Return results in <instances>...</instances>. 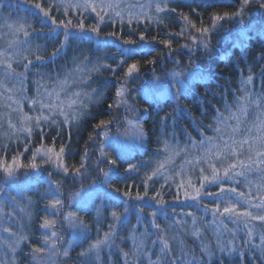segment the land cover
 I'll use <instances>...</instances> for the list:
<instances>
[{
    "label": "rangeland",
    "instance_id": "rangeland-1",
    "mask_svg": "<svg viewBox=\"0 0 264 264\" xmlns=\"http://www.w3.org/2000/svg\"><path fill=\"white\" fill-rule=\"evenodd\" d=\"M21 1L19 9L27 5L24 4V0ZM174 1L176 0H159L164 11L157 12L155 9L157 0H154L151 8L145 7L143 10L136 8L133 10L134 16L129 17L125 5L147 4L148 0H117L121 5L119 9L121 16L118 17L109 10L110 16H105L104 21L129 23L131 19V23L146 21L158 24L167 15V11ZM49 2L55 3L64 10V4L68 0H49ZM70 2L76 3L77 0H70ZM68 11L95 19L98 27L102 23L90 10L69 8ZM137 12L142 14L137 17L135 16ZM8 24H12L13 29H9ZM19 25H23L29 32L28 36H25L23 31H15ZM85 27L91 28L90 25ZM31 28L32 18L27 16L24 11L19 12L15 4H6L0 9V51L6 52L8 62L15 69V74L5 78V68L0 65V79H3L8 89H11V91H6L4 87H0V94H2L0 95V125H2L0 126V149L3 151L0 152V156L7 157L9 162L13 156H17L19 163L27 166L18 168L16 175L11 178L0 171V189L4 190L0 192V209H2L0 210V264H36L32 259L33 249H35L32 245L34 236L32 222L37 213L43 218L39 232L41 233L40 247L45 249L40 254L42 256L40 264H67L72 257L74 259L81 258L85 260L86 264H100L103 256L110 257L113 254L117 255L120 263L123 262V264H149L150 261L155 264H164L170 252L168 251L166 256L161 253L162 240L168 241L169 248H179L176 253L172 249L171 252L174 253L173 257L181 261L180 264H253L256 263L254 260L264 264V241L261 240V237L264 236V222L243 215L245 212H252L254 216L264 215V208L254 207L261 203V198H264V171L260 170L264 169V165H259V168L252 166L251 171L237 167L229 173L228 177H225L224 169L227 167L228 161L223 159L218 161L214 156H205L199 146V141L205 137H215V132L208 136H202L198 140L190 139L187 136H185L186 138L168 137L166 141L170 146L186 147L187 153L182 152L175 157V163L166 165L167 170H162V174L152 176V172L157 166L156 161L163 160L166 155L163 146L149 166V173H145L141 180L143 184L141 191L136 188L135 192H132L133 183H130L127 190L113 185L112 178L116 168L114 164L108 172L104 173L103 179L92 186L75 192L69 190L71 193L66 197L61 191L59 192L58 183L53 179V173L65 174L68 172L63 170L64 167H67L65 153L63 152L58 160L55 155L60 151L58 147L30 146L29 141L32 139V134L41 131L45 125L53 127L61 125L68 128L70 124H76L92 104L84 109V115L69 124L62 123L63 117L57 116L58 124L41 122L40 128L33 125L31 136L19 132L13 134V130L8 127V119L10 117L12 122L20 127L24 114L33 117L38 115L37 111L32 110L34 106L29 103L32 98H37V81L51 88L53 80L58 77L63 79L76 67V64L73 63L74 58L77 64L83 61L81 67L86 66L88 70L95 67L99 71L108 67L109 60L103 58L101 53L90 57H87L89 55L84 56L83 51L76 44L75 48L70 49V55L64 56L67 57L66 60L59 62L58 65L55 59L58 53L65 54L70 43V35L78 43L80 30L65 29L58 24L57 30L54 31V37L63 36L67 31L68 38H64L61 47L56 46L58 52L50 56L48 51L49 48H54V43L50 46L43 41L40 42L41 39L38 40V36L32 35ZM96 35L97 33L87 29V37L92 40L93 47L98 52L104 49V44L114 40L113 36L101 39ZM41 36L52 37V33L46 36L41 34ZM9 42H13V47L9 48ZM119 49L121 61L124 60L123 56L133 52L125 45H119ZM36 56H40L41 59L37 60ZM84 57L87 59L85 60ZM28 61H32V63L25 69L24 65ZM48 63L52 64L51 67L54 66L53 70L45 69V65ZM99 71H91L90 75H87V72H77L70 76L67 86L68 93L86 92L92 94L96 101L97 93L93 92L96 87L91 85L90 78L91 75ZM206 77L207 74L202 71L182 72L174 69L170 74V81L167 82L161 77H157L151 84L143 87L141 93L145 98L158 101L175 96L177 90L186 92L193 88L198 80ZM169 88L170 91H168ZM252 88L250 86V89ZM123 89L125 94V87ZM40 91L43 93L44 89L41 88ZM247 93L251 94L248 99L261 98L262 104H264V96L260 93ZM8 96L20 101V104L8 100ZM64 97L65 93L61 92V100ZM82 99L87 100L83 96ZM56 102L59 103V101ZM9 104L11 107L7 106ZM124 104L127 105L128 102L126 101ZM232 110L235 111V105H232ZM248 111L250 115L246 122L240 125L241 134L235 137L237 140H240L245 134L246 127H251L250 121L257 109L255 105H250ZM44 114L48 115L47 111ZM148 115L149 111L145 109L143 117ZM227 115L226 111L225 116ZM228 123L235 124V121L230 120ZM127 125L129 130L125 133L121 131L115 135L106 134L104 147L120 157L144 149L142 144L146 135L143 124L129 118ZM224 140H228L227 135L224 136ZM13 147L20 150L7 153ZM38 147L52 148L54 152L48 155H37L33 160V154ZM247 149L248 145H244L243 149H240L243 153L240 159H244L246 165L249 163L246 159L249 154ZM215 151L213 149V152ZM49 156H51L50 159ZM201 157L204 159L200 163H195V160H199ZM186 159L194 160V165L181 167ZM31 163L38 165L33 169V172L32 168L28 166ZM209 164H215L219 169L221 179L217 182L203 180V175L210 174ZM45 167L49 169L48 174H44L42 170ZM200 168L206 169L205 173L201 174ZM129 169L138 171L137 168L130 167ZM241 171H244L243 176L234 174ZM202 184L203 187H201ZM61 187L64 186L61 185ZM221 187L235 188L236 192L221 194ZM197 190H199V195H197ZM125 192L130 195H125ZM137 193L143 198L136 199ZM145 193L147 194L145 195ZM238 193H244V196H239ZM12 197H15V201L12 200ZM54 199H59L61 203L52 207ZM217 207L220 209L219 212L216 211ZM224 207H234V211L224 213ZM113 210L118 212L119 219L112 217ZM81 213H93V215L94 213H108L111 214V217L104 232L99 233L98 231L96 236L90 238ZM45 220L50 223L47 228L42 227ZM61 226L62 230L59 231ZM4 228H10L15 235L3 231ZM53 232L56 233L55 236L52 235ZM105 233H109L108 242L101 245L98 250H89L90 245L94 244L97 239L103 238ZM187 237L192 238L199 245L197 249L189 243ZM17 239L20 240V243L15 246L13 251L5 241L14 242ZM153 241L156 243L154 244ZM65 251H67V255H64ZM75 253H78L80 258ZM81 253H85V255H81ZM124 253H128V255L125 256Z\"/></svg>",
    "mask_w": 264,
    "mask_h": 264
},
{
    "label": "trees",
    "instance_id": "trees-1",
    "mask_svg": "<svg viewBox=\"0 0 264 264\" xmlns=\"http://www.w3.org/2000/svg\"><path fill=\"white\" fill-rule=\"evenodd\" d=\"M21 2V0H5V6L15 4L19 12L24 11L32 18V35L38 36L37 39H41L40 42L43 41L50 46L53 43L55 45L53 49L49 48L50 56L58 52L56 46L61 47L65 40V35L54 37V31L57 30L60 20L67 22L71 19L73 26L69 28L72 30H79L78 21L83 22L84 26L90 25L91 28L98 26L95 19L75 14L73 11H68V15L65 16L64 10L55 3L39 0L45 8H51L50 16L57 20V24H53L35 8L38 0H24V4L27 5L19 9ZM241 7H243L242 14L233 15L240 11ZM57 8L59 11L56 10ZM172 9L175 11L173 12ZM14 10L17 11L15 8ZM225 13L229 14L228 17L216 21L213 26L212 18L224 16ZM211 27L214 30H209L206 35L197 31V29ZM87 29L90 28L85 27V31H80L84 36V44L89 41ZM182 30H184L183 35H180ZM49 33H52V37L41 36V34L46 36ZM109 33L116 34L113 36L114 40L104 44L103 50L98 52L96 49L97 52H95L101 53L103 58L109 60L108 67L102 68L98 73L91 75V78L89 77L91 85L93 84L98 90L96 101L76 124H70L68 128L61 125L55 127L45 125L42 128L43 132L33 133L29 141L30 146L47 145L64 148L68 172L53 173V179L58 183L57 189L64 197L70 195V191H79L101 181L104 173L108 172L114 164L116 168L112 184L127 190L130 183H133L131 191L135 192L136 188L141 191L143 185L141 180L145 173H149L148 168L165 139L187 136L198 140L202 136L211 135L216 126L217 109L225 115V104L235 105V99L244 96V92H258L264 96V58H262L264 56V8H260L258 4L242 5V0H176L171 3L167 15L158 24L146 21L139 23L104 21L99 25V33L96 36L103 39L109 36ZM141 35L144 39L140 38ZM69 42L65 54L58 53L55 58L57 64L66 60L70 55V49L75 48L76 44L80 47L72 35ZM205 44L207 47L204 46ZM119 45L128 46L133 50L123 61L119 59L121 56ZM185 45L186 47H182ZM133 64L137 65L138 71L130 77L126 76L129 66ZM51 65L46 64L45 69L53 70L54 66L51 67ZM174 69L184 72L202 71L207 74V77L198 80L188 91L179 92V96L175 92V96L158 101L143 97L140 88L143 84L151 82L156 76L168 82L171 80L170 74ZM249 76L252 77L251 82H247ZM135 85L138 86L135 87ZM121 86L125 87L126 93L117 98L116 91ZM250 86L253 88L250 89ZM126 101L127 105L124 104ZM117 102H119L118 107L115 106ZM109 104L114 106L109 108ZM145 108L149 111L147 117H143ZM129 118L143 123L146 135L142 144L144 149L120 157L104 147L106 134L115 135L121 131L125 133L129 130L127 125ZM101 120L110 123H107L106 127H97ZM19 150L13 147L7 153ZM0 152L3 151L0 149ZM91 159L94 161L90 162ZM131 166H135L138 171L129 169ZM144 168L147 171L143 172ZM76 169H79V172H76ZM42 170L44 174L49 172L47 167ZM61 185L65 187V190ZM81 214L90 238L96 236L98 231L104 232L111 217L108 213ZM41 219L43 218L37 213L32 222L34 235L32 245L35 248L41 245L39 232ZM61 230L62 226L59 228V231ZM187 238L189 243L197 249L199 245L192 238ZM171 249L176 253L179 248L171 247L170 255L167 256L175 258L177 264H180L181 261L173 257L174 253ZM75 255L80 258L78 253ZM168 258L164 264H168ZM254 261L256 263L253 264H261L258 260ZM67 264L86 263L81 258L72 257ZM100 264H123V262L120 263L118 256L113 254L110 257L103 256Z\"/></svg>",
    "mask_w": 264,
    "mask_h": 264
},
{
    "label": "snow or ice",
    "instance_id": "snow-or-ice-1",
    "mask_svg": "<svg viewBox=\"0 0 264 264\" xmlns=\"http://www.w3.org/2000/svg\"><path fill=\"white\" fill-rule=\"evenodd\" d=\"M154 0H148L147 4H129L125 5V8L127 9L129 17L134 16V9L139 8L143 10L145 7L151 8L153 6ZM258 4L260 8H264V0H242V5H250V4ZM5 6V0H0V9H2ZM35 8L38 9L44 17L51 19V22L53 24H57V20L54 17L50 16L51 8H45L41 2L35 3ZM69 8H76V9H83L84 11L90 10L91 12L95 13L96 16L99 18L100 22H104L105 16H110V11L114 12L116 16H121V8L120 2H117V0H83V2H80V0H77L76 3H71L70 0L64 4V15H68V9ZM155 9L157 12L164 11V9L161 7V3L159 0L155 2ZM59 11V8L56 9ZM174 12L175 9H172ZM243 12V7H241V10L234 13L233 15H241ZM140 12L135 13V16H139ZM228 13H225L224 16H214L213 19V26H215V22L224 19L225 17H228ZM129 23H131V19L129 20ZM59 25H62L65 29H68L72 25V20L69 19L67 22L64 20L59 21ZM7 27L9 29H13L12 24H8ZM30 27V26H29ZM78 27L81 32L85 31V26L83 22L78 21ZM192 27H195V25H192ZM90 31L94 33H99V27H92L89 29ZM16 32L23 31L25 36L29 35V32L25 30L23 25H19L15 28ZM183 31L179 33L180 35H183ZM202 35H206L209 32L208 28H201L197 29ZM65 39L68 38V32L65 31L64 33ZM109 36H115V33H109ZM141 39H144V36L141 35ZM155 39V37H153ZM131 42V41H129ZM168 45L170 46V42H168ZM207 47V44L204 45ZM13 47V42H9V48ZM182 47H186L182 46ZM0 65H2L5 68L4 77L8 78L9 76L15 74V69L13 68V65L8 62V57L6 52L0 51ZM264 58V56H262ZM26 59V58H25ZM37 60H40V56H36ZM86 60L87 57H84ZM32 63V61H28L27 64L24 65L25 69L29 67V65ZM74 64H76V67L72 70L71 73L66 75L63 79H60L59 77L56 80L52 81V87L49 88L47 85L41 83L40 81H37V98H32L29 103L33 105V111H37L39 114L36 116H29L27 114L23 115V119L21 121L20 127H17L16 124H14L9 117L8 119V127L13 130V134L19 132V133H27L28 136H31L33 131V125L37 128H40L41 122H44L45 124L51 122L52 124H58V121L56 119L57 116H62L64 124H69L72 121L76 120L80 116L84 115V109L87 108L90 104L94 103V97L92 94L89 93H81V92H71L68 93L67 86L69 84V77L73 76L77 72H87L90 75L91 71H99L98 68H93L91 70H88L86 66L81 67L83 65V61H80V63H76V59L74 58L73 61ZM138 71L137 65L133 64L130 65L126 76H131L134 72ZM23 75V74H20ZM180 75V74H177ZM43 79V76L41 77V80ZM252 77H248L247 82H251ZM81 82L83 80L81 79ZM244 82V83H247ZM0 87H4L6 91H11V89H8L7 86L4 84L3 79H0ZM43 88L44 92L41 93L40 89ZM171 89L169 88L168 91ZM64 92L65 97L63 100L60 98V93ZM94 93L98 94V90L93 89ZM2 95V94H0ZM124 95V89L123 86L117 89L116 91V97L120 98ZM250 93H245L244 96H240L235 99V111L232 110L231 105L225 104V110L228 112V115L225 116L224 113L219 112L217 109L218 115L215 117L216 120V126L214 127V132L216 133L215 137H205L203 140L199 141V146L201 150L204 152L205 156H214L218 161L223 159L228 161L227 167L224 169V176L228 177L229 173L232 172L237 167L244 168L245 171H251L252 166H257L259 168V165H264V104H262L261 98L257 99H248L250 96ZM83 97H86L87 100L85 101L82 99ZM177 96H179V90H177ZM8 100L12 101L13 103L20 104V101L14 100L12 96H8ZM47 101V102H46ZM56 101H59L57 103ZM38 105L39 107L36 108L35 106ZM250 105H255V108L257 111L254 114L253 119L250 121L251 127H246L244 129V135H242L240 140L235 139V137L239 134H241V128L240 125L244 124L246 122L247 117L250 115L248 108ZM8 107H11V105H7ZM114 105L109 104L108 107L112 108ZM115 106H119V102L116 103ZM47 111L48 115H45L44 112ZM235 121V124H229L228 121ZM107 123L104 120H101L97 127H106ZM2 126V125H0ZM209 127H212V125H209ZM41 132H43V129L41 128ZM254 133V134H253ZM142 135V130H141ZM228 136V140H224V136ZM191 139V138H190ZM219 141V142H217ZM230 141V143H229ZM208 145L207 147L205 145ZM244 145H248V155L246 157L247 161L249 162L247 165L245 164L244 159H240V157L243 155V153L240 151V149H243ZM194 146H196L194 144ZM213 149L216 151L213 152ZM163 151L166 153L163 160L156 161V168L152 172V176H156L159 174H162V170H167L166 165H172L175 163V157L179 156L182 152L187 153V148H180L178 146H170L167 141L164 142V149ZM54 149L52 148H43L38 147L34 154H33V160H35L37 155H48L49 153H53ZM64 152V148L61 147L59 153H55L57 159L59 160L61 158L62 153ZM51 156H49V159ZM204 157H201L199 160H195V163H200ZM184 165H194V160L192 159H186L181 165L183 167ZM31 168L35 169L38 167L37 164L31 163ZM20 167H27L25 165H22L18 161L17 156H13L11 159V162L7 159L5 156H0V171H2L7 177L11 178L14 177L17 173L18 168ZM81 167H83V163H81ZM132 168H135V166H131ZM210 168V174L209 175H203L204 181L209 182H217L221 179L219 175V169L215 164H209ZM64 172H67V167H64ZM264 171V169H260ZM76 172H79V169L75 170ZM206 169L200 168V173H205ZM236 175H244V171H241L239 173H234ZM151 179V177H149ZM203 187V184L201 185ZM3 189H0V192H3ZM226 192H232L235 193V188L225 189L223 187L220 188V193L224 194ZM125 195H130V193L125 192ZM147 193H145L146 195ZM197 195H199V190H197ZM210 195H213L210 193ZM239 196H244V193H238ZM137 193L136 199H142ZM195 198V197H192ZM12 200L15 201V197H12ZM61 201L59 199H54L52 201V207H55L56 205H59ZM257 209L264 208V198H261V203L254 205ZM2 210V209H0ZM217 212L220 211L219 207L216 209ZM234 211V207H224L223 212L224 213H231ZM244 216L250 217L254 220H259L264 222V215H253L252 212H245L243 213ZM112 217L114 219H119L118 212L116 210L112 211ZM50 223L49 221L45 220L42 227H49ZM3 231L8 232L10 235H15L11 231L10 228H4ZM53 236L56 235L55 232L52 233ZM249 235H251V232H249ZM26 239V238H21ZM109 239V233H105L103 238L97 239V241L90 245L89 250L96 249L98 250L101 245L106 244ZM261 240L264 241V236L261 237ZM7 246L11 248L13 251L15 250V246H18L20 243V240L17 239L14 242H8L5 241ZM47 243V241H45ZM155 244L156 241H153ZM162 247H161V253L166 256L167 252L170 251L169 243L167 240H162ZM137 247H139L137 245ZM45 251L44 248L39 247L33 249L32 259L36 262V264H40V261L42 260V254ZM223 251V249H221ZM64 255H67V251H65ZM81 255H85V253H81ZM125 256L128 255V253H124ZM149 264H155V262L150 261ZM168 264H177V260L175 258H168Z\"/></svg>",
    "mask_w": 264,
    "mask_h": 264
},
{
    "label": "bare ground",
    "instance_id": "bare-ground-1",
    "mask_svg": "<svg viewBox=\"0 0 264 264\" xmlns=\"http://www.w3.org/2000/svg\"><path fill=\"white\" fill-rule=\"evenodd\" d=\"M209 30L210 31H212V30H214L212 27L211 28H209ZM215 33H217V32H215ZM80 40L78 41V44H80V47H81V49H82V51H83V53H84V56H87V55H90V56H92V54L94 55V54H96L95 52H97V50L93 47V42H92V40H89L90 41V43H88L87 42V44H84L83 43V40H84V36H83V34L82 33H80ZM88 39V38H87ZM177 39H179V36H177ZM180 40V39H179ZM92 42V43H91ZM94 48V49H93ZM130 50V49H129ZM90 53H92V54H90ZM123 58H127V56L125 55V56H123ZM179 70V69H178ZM182 72H184V71H182ZM130 77V76H129ZM137 77V76H136ZM157 78V76L154 78H152V80H151V82H147V84H143L140 88L142 89L143 87H145V86H148L149 84H151L155 79ZM196 84V83H195ZM138 85H135V87H137ZM145 109H147V108H145ZM142 123V122H141ZM143 124V123H142ZM165 141H166V139H165ZM163 146H164V144H163ZM162 146V147H163ZM161 147V148H162ZM160 148V149H161ZM160 149L157 151V152H159L160 151ZM92 158V157H91ZM92 161H94L93 159H91V161L90 162H92ZM147 171V169H143V172L144 171ZM155 188V187H154ZM63 190H65V187H63L62 188Z\"/></svg>",
    "mask_w": 264,
    "mask_h": 264
}]
</instances>
